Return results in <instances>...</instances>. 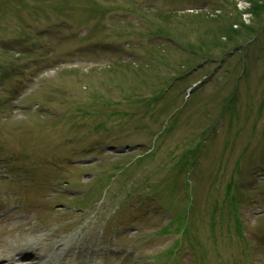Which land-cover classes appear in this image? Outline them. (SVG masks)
<instances>
[{
  "label": "rangeland",
  "instance_id": "1",
  "mask_svg": "<svg viewBox=\"0 0 264 264\" xmlns=\"http://www.w3.org/2000/svg\"><path fill=\"white\" fill-rule=\"evenodd\" d=\"M0 166L9 228L77 224L49 263L98 182L99 223L139 210L98 264L263 261L264 0H0Z\"/></svg>",
  "mask_w": 264,
  "mask_h": 264
},
{
  "label": "bare ground",
  "instance_id": "2",
  "mask_svg": "<svg viewBox=\"0 0 264 264\" xmlns=\"http://www.w3.org/2000/svg\"><path fill=\"white\" fill-rule=\"evenodd\" d=\"M21 221L24 222V225H19L17 227L18 234H12L7 223L5 221L1 222L6 234L0 238V264H35V260L33 258L40 256L34 253L35 249L28 243H25L24 245L17 243V241L20 240L19 237L21 236L28 235L36 237L38 234L37 229L34 226H30L28 224L25 225V223L28 222L27 220H18L17 224ZM53 240V237L48 238L45 243L47 242V246H49L52 244ZM45 243L43 244V247Z\"/></svg>",
  "mask_w": 264,
  "mask_h": 264
},
{
  "label": "trees",
  "instance_id": "3",
  "mask_svg": "<svg viewBox=\"0 0 264 264\" xmlns=\"http://www.w3.org/2000/svg\"><path fill=\"white\" fill-rule=\"evenodd\" d=\"M254 4H255V2H254ZM255 7V6H254ZM254 9V8H253Z\"/></svg>",
  "mask_w": 264,
  "mask_h": 264
}]
</instances>
